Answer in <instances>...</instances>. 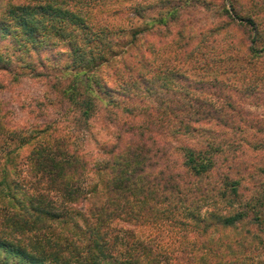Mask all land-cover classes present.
Segmentation results:
<instances>
[{"label":"trees","instance_id":"1","mask_svg":"<svg viewBox=\"0 0 264 264\" xmlns=\"http://www.w3.org/2000/svg\"><path fill=\"white\" fill-rule=\"evenodd\" d=\"M228 2L221 7L223 20L211 30L221 35L212 42H224L212 47L264 54V46L255 47L258 23L264 22L262 2ZM84 5L0 0V75L48 80L55 59L64 58L55 68L69 79L58 95L84 119L102 110L117 129L103 156L91 163L66 134H45L47 127L22 134L0 100V264H176L170 252L134 229L146 225L172 228L185 239L193 234L192 264H234L244 238L221 232L263 224L264 194L243 200L240 179L228 172L212 180L211 144H181L177 166L164 137L240 125L264 132V119L241 114L226 92L230 88H208L181 66L158 62L154 43H137L144 29L121 44L117 31ZM176 32L183 39L181 56L187 57L196 48L188 50L190 36L185 41ZM110 65L112 71L102 75L100 69ZM246 88L247 94L253 91L251 84ZM92 169L97 181L86 184ZM99 187L103 200L87 204Z\"/></svg>","mask_w":264,"mask_h":264},{"label":"rangeland","instance_id":"2","mask_svg":"<svg viewBox=\"0 0 264 264\" xmlns=\"http://www.w3.org/2000/svg\"><path fill=\"white\" fill-rule=\"evenodd\" d=\"M239 1L243 4V0ZM260 2V11L264 14V0ZM84 3L99 23L117 31L115 37L121 44L130 40L132 31L144 29L137 43L144 39L154 43L158 48V62L165 66H181L189 79L208 82V88L217 85L230 88L226 92L231 94L230 100L241 114L264 119V54L252 56L243 50L230 48L218 52L212 47L213 44L222 47L224 42H212L213 39L219 40L221 35L212 34L211 30L223 20L220 11L223 5L228 7V0H84ZM245 3L248 4L246 0ZM258 28L261 34L256 48L264 46V22H259ZM177 30L182 31L185 41L190 36L188 50L192 46L196 48L187 57L181 56L183 39H178ZM55 60V67L65 61L64 58ZM55 67L50 69L48 80L34 79L25 74L15 77L13 73H1L0 100L9 110L12 127L22 134H38L36 131L45 127V134H66L72 145L81 149L93 163L103 156L104 144L113 139L117 129L102 110L96 116L84 119L78 110L58 95L57 90L68 82L69 76ZM111 67L103 66L100 73L109 74ZM18 72L21 70L18 69ZM248 84L253 91L247 94ZM209 99L217 105L223 103L216 97ZM240 126L235 129L198 128L176 138L166 135L164 138L171 157L177 160V166L180 165L181 144H191L197 149L211 144L215 149V165L210 174L212 180H218L228 172L229 178L240 179L241 198L249 200L264 194V132ZM27 152L28 147H23L21 156L24 157ZM96 181L92 169L85 183L94 184ZM102 200L99 187L87 204H98ZM134 229L154 247L170 252L176 264H192L193 234L185 239L172 228L146 225L134 226ZM221 233L232 238H244L239 246L241 253L239 258L234 259V264H264V222L242 223L236 229ZM252 233L257 236L251 237Z\"/></svg>","mask_w":264,"mask_h":264}]
</instances>
